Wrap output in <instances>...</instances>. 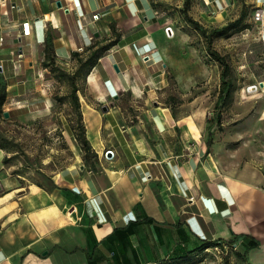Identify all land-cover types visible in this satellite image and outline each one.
Returning a JSON list of instances; mask_svg holds the SVG:
<instances>
[{"label":"crops","instance_id":"1","mask_svg":"<svg viewBox=\"0 0 264 264\" xmlns=\"http://www.w3.org/2000/svg\"><path fill=\"white\" fill-rule=\"evenodd\" d=\"M153 3L0 0V122L50 111L47 39L69 70L76 52L119 36L80 94L93 163L78 157L52 169L48 182L33 181L0 147V264H219L214 247L199 249L207 240L233 241L237 264L243 254L264 264V161L221 164L215 144L207 149L204 121L158 99L168 36ZM258 28L264 38V23Z\"/></svg>","mask_w":264,"mask_h":264},{"label":"rangeland","instance_id":"2","mask_svg":"<svg viewBox=\"0 0 264 264\" xmlns=\"http://www.w3.org/2000/svg\"><path fill=\"white\" fill-rule=\"evenodd\" d=\"M259 0H154L162 30L172 26L174 35L162 44L169 58L168 73L158 90V99L180 114L205 123L204 135L215 144L217 159L225 166L264 161V93L248 87L264 80V38L260 24L253 20ZM187 15L211 30L232 22L235 26L214 36L212 46L230 65L228 78L233 87L226 103L215 106L220 85L221 65L207 51V38L187 20ZM117 38L103 37V46ZM109 47L103 52L110 50ZM84 58V57H83ZM61 60L48 66L42 81L48 87L53 105L47 114L30 122H0V140L11 153L13 171L29 180L48 182L49 173L62 170L81 151L71 126H77V113L70 102L68 74L78 68L63 69ZM61 68L65 71L62 73ZM76 78L78 95L83 94L88 66ZM260 91V90H259ZM92 160V159H91ZM43 162H49L44 166ZM219 264H237L231 252L215 249ZM213 257V255H212Z\"/></svg>","mask_w":264,"mask_h":264},{"label":"trees","instance_id":"3","mask_svg":"<svg viewBox=\"0 0 264 264\" xmlns=\"http://www.w3.org/2000/svg\"><path fill=\"white\" fill-rule=\"evenodd\" d=\"M187 20L195 27V29H197L203 35L206 36V38L208 40L207 41L208 53L216 61H218L219 64L221 65V72H220L221 85H220L218 98H217V101L215 104V106L217 107V105H219L221 103H226L229 100L233 84H232V81L228 78L229 71H230V65H229L228 61L226 60L225 56L221 55L217 50H215L213 48L212 39L214 36L221 35L224 32H226L227 30H229L230 28L234 27L235 23H237V21L232 22L231 24H227V25L220 27V28H213L211 30H208L207 28L202 26L197 20H194L192 17H190L188 15H187ZM118 39H119V36H117V38H115L110 43H108L104 46H103V44H99L98 42L90 44L89 45V52L85 56H81L80 53L76 52L75 56L79 62L78 68L72 74H68V79L71 82V90L69 92L70 102L74 106L75 111L77 113V126L76 127L71 126V128H72V132H73L74 138L76 140V143H77L80 151L82 152L81 155H82L83 161L85 163H89V162L93 163L95 161V159H97V153L94 151V149H93V147H92V145H91V143H90V141L86 135V126H85V122L83 119V114H82V110H81V103H80L79 95H78V91L80 89L76 83V78L80 74V72H82L81 70L85 66H88V70L90 71V69L96 64V62L98 61V59L102 55V53L104 54L106 52V51L103 52V50H105L109 47H113L115 44H117ZM45 50H46L48 56H47L46 60L44 61V65L49 66L55 60L54 56H52V54L50 53L51 51H53V45H52V41L50 39H47ZM61 71H62V73L65 74V71L62 68H61ZM5 97H6V92L4 89H2L0 91V115L2 113L1 105L4 102ZM211 143H212L211 139L207 140V142H206L207 149H209ZM0 147L8 149L7 145L4 144L1 140H0ZM8 151H9V149H8ZM10 159H11V156L5 158V162H9ZM14 172L22 173L19 171H14ZM253 245H257V243H253V244L250 243L249 247L253 246ZM206 247H214V248L215 247H222L224 249V253L227 254L228 252H231V250L234 248V245H233V241L232 242H230V241L223 242L222 240H207L204 242V244L201 247H199V249H204ZM240 257L244 261V264H251V263L247 262L244 254L241 255Z\"/></svg>","mask_w":264,"mask_h":264},{"label":"built area","instance_id":"4","mask_svg":"<svg viewBox=\"0 0 264 264\" xmlns=\"http://www.w3.org/2000/svg\"><path fill=\"white\" fill-rule=\"evenodd\" d=\"M61 7L63 9H67L68 8V6H64V7L61 6ZM98 18H99V14L98 13L92 14V16H91V19L92 20L98 19ZM253 20L256 23H258V24L264 23V2L261 5H259V6L256 7V9L254 11V14H253ZM164 31H165V34L168 37H172L174 35V29L172 28V26H169V25L166 26L165 29H164ZM83 50H84L83 47L79 48V51L80 52L83 51ZM21 56H22V52H20V53L17 54V57L18 58H21ZM109 152L113 153L111 149H108V150L105 151V156H107ZM218 248L219 247H215V249H218Z\"/></svg>","mask_w":264,"mask_h":264},{"label":"bare ground","instance_id":"5","mask_svg":"<svg viewBox=\"0 0 264 264\" xmlns=\"http://www.w3.org/2000/svg\"><path fill=\"white\" fill-rule=\"evenodd\" d=\"M257 87H259V84H252L247 89H248L249 92H255L257 90Z\"/></svg>","mask_w":264,"mask_h":264},{"label":"water","instance_id":"6","mask_svg":"<svg viewBox=\"0 0 264 264\" xmlns=\"http://www.w3.org/2000/svg\"><path fill=\"white\" fill-rule=\"evenodd\" d=\"M114 66H115V68L116 69H118V67H117V65L116 64H114ZM261 86L263 85V82H260L259 83ZM106 109V108H105ZM9 114L7 113V112H5V116H8ZM109 153H111V152H109Z\"/></svg>","mask_w":264,"mask_h":264}]
</instances>
